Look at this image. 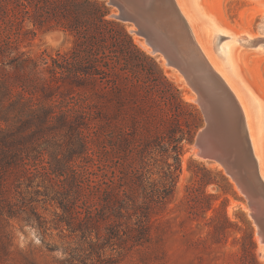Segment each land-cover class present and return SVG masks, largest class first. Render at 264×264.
Masks as SVG:
<instances>
[{"label": "trees", "instance_id": "trees-1", "mask_svg": "<svg viewBox=\"0 0 264 264\" xmlns=\"http://www.w3.org/2000/svg\"><path fill=\"white\" fill-rule=\"evenodd\" d=\"M109 13L105 0H0V264H14V220L45 229V199L61 209L62 232L85 239L100 264H120L122 250L153 241L159 208L174 194L175 180L159 186L147 166L159 152L178 163L172 170L167 161V176L181 171L200 112L195 123L171 120L194 106L159 67L148 90L129 79L141 51L122 24L129 46L107 44L117 23ZM27 22L71 33L73 47L33 55ZM107 247L119 254L104 258Z\"/></svg>", "mask_w": 264, "mask_h": 264}, {"label": "rangeland", "instance_id": "rangeland-1", "mask_svg": "<svg viewBox=\"0 0 264 264\" xmlns=\"http://www.w3.org/2000/svg\"><path fill=\"white\" fill-rule=\"evenodd\" d=\"M105 1L110 8L107 18L117 22L107 26V44L114 50L120 45H128L121 30L122 24L141 51L133 56V72H129V79H138L148 90L152 87L149 85V73L156 79L160 76L161 68L163 74L180 89L183 99L194 106L180 107L171 120L195 123L198 120L195 109L201 116L193 141L184 140L181 171L177 170L172 177L166 175L167 161L173 164L172 170L178 165L173 157L167 159L166 155L157 152L150 159L147 168L153 173L152 179L159 186L162 181L172 183L174 179V194L159 208L153 241L149 245L122 250L124 258L120 264H264V246L257 239V225L250 215L245 194L221 163L197 152L200 157L194 151L196 135L206 124L200 105L192 98L196 96L195 91L178 69L164 64L161 53L144 47V36L131 30L134 23L120 19L117 16L119 8L110 4L109 0ZM182 2L186 4V12L192 19L198 40L202 37V42L230 73L231 80L249 103L255 119L253 132L261 139L264 158V106L259 107V100L264 104V41L260 46H249L237 40V37L244 35L264 37V0ZM26 26L35 31V34L30 33L31 39L26 46L35 56H40L44 51L64 52L73 47L75 37L67 31L60 28L46 31L29 22ZM216 33L220 36L214 47ZM231 63L234 64L233 70ZM184 128H187L186 125ZM224 177L228 178L232 188ZM39 213L48 221L45 229L20 220L13 221L14 244L7 256L8 263L60 264L74 256L78 264H85V261L86 264H100L97 255L90 254L85 239L68 230L64 233L58 227L61 209L56 204L45 199V203L42 201L39 204ZM113 253L119 254L107 247L103 257L108 258Z\"/></svg>", "mask_w": 264, "mask_h": 264}, {"label": "water", "instance_id": "water-1", "mask_svg": "<svg viewBox=\"0 0 264 264\" xmlns=\"http://www.w3.org/2000/svg\"><path fill=\"white\" fill-rule=\"evenodd\" d=\"M109 3L117 6L119 10L125 9V13H120L121 15L119 18L134 23V25L138 27L140 33H150V31L146 29L147 22L153 28L152 30L155 31V34H159L167 40H169L168 37H172L175 45L174 49L181 52L184 56V61L189 65L191 72L194 74V79H192L197 81L201 80L195 75L194 68H199L197 65L204 61V57L200 54L201 51L198 47L191 26L179 8L176 0H152L150 8L147 9V11H140L138 6L126 9L121 0H109ZM166 15L170 16L168 17L169 19ZM172 27L174 28L173 32H175V34L172 33ZM181 33L185 36V39L183 38L185 42L180 38ZM156 40L159 41L160 38L157 37ZM187 48H194L195 53L192 50H189L188 52L186 50L184 51V49ZM168 51L165 53L171 64L175 67H179L181 72L188 76L189 71L185 70L181 61L173 60L170 55L171 52L168 53ZM200 71L205 70L200 69ZM201 78L204 79L206 83L198 84L195 81L193 82V85L196 86L198 91L206 95L207 99H211L210 101L213 104V109L218 113L217 117L221 113L223 117L222 119L227 123L223 124L222 119L216 118V122L211 124V128L216 131V137L207 139L199 132L196 135L194 144L201 143L200 149L202 148V150L200 151V155L205 158L215 159V156L211 154L222 153L220 157L223 159L222 161L225 165L228 166L231 175L237 179V183L241 186L247 199L248 207L256 209V213L253 215L258 221L257 232L264 240V179L259 174L258 161L253 150L245 115L236 110V98L234 93L214 69L211 68V71L207 69L204 75L202 73ZM190 85L191 84H189V86ZM219 106L222 107L223 111L219 110ZM234 111L236 113H234ZM229 114H231L230 118L225 116ZM232 117L238 122L236 125V128L238 127V129L234 127L235 123L232 124ZM204 118L206 120L205 114ZM236 134H238L237 136L241 139L242 145L237 144V136H234ZM202 137L203 139L201 142Z\"/></svg>", "mask_w": 264, "mask_h": 264}, {"label": "bare ground", "instance_id": "bare-ground-1", "mask_svg": "<svg viewBox=\"0 0 264 264\" xmlns=\"http://www.w3.org/2000/svg\"><path fill=\"white\" fill-rule=\"evenodd\" d=\"M121 1L124 3L126 9H131L132 7L134 8V6H138L140 8L139 9L140 11H147V9L150 8V4L152 2V0H121ZM176 1H177V4H178L179 8L182 11V13L184 14L185 18L189 22V24L191 26V29L193 31V34L195 36V39H196V41L198 43V47H199V49L201 51L200 54H202L203 57H204V61L203 62L199 63V65L196 64L197 67H199V68H194L195 69L194 70L195 75H197L201 79L200 81L193 80L194 79V74L191 72V68L189 67V65H187L186 62L184 61V56L181 54V52H179L177 49H174V46L175 45H174V42H173L172 37H168L169 40H167L166 38L161 37L159 34H155L154 33L155 31L152 30L153 28L147 22H146V24H147L146 29L149 30L152 35L150 33H144V32L143 33H140L138 27L135 26V25L131 27V30L134 31L137 35L139 34V35L144 36L145 42H142V44L144 45V47H146L150 51L157 52V53H161L163 55V58H164V61H165L164 62L165 65L170 66V67H175L168 60V57H167V54L166 53L169 50L168 53L171 52L170 55L173 58V60L181 61V63L184 66L185 70L186 71H189V74L187 76V75H184L181 72V70L179 69V67H175L176 69H178L181 72L182 75H184V78L186 79V82L188 84H191L193 86L192 87L190 85L192 87V89L195 91L196 96L195 97L193 96L192 98H193V100L195 102H197L200 105V107L204 111V114H205V117H206V120H205L206 121V124L204 125V127L199 132L202 133L203 134L202 136L203 137L205 136L207 139L208 138L212 139L211 137H216V131L213 128H211V124L216 122V118L222 119L223 117H222V114L221 113L217 117V114L218 113H216L215 110L213 109V104L210 101L211 99H207L206 95H204L200 91H198V89L196 88V86L193 85V82L196 81L198 84H201V83L204 84V83H206L204 81V79L201 78L202 77V73L204 75L205 74V71H207V69L209 71H211V68L214 69V71L216 73H218L222 77V79L224 80L225 84L234 93V96L236 98V107H235L236 110L239 111V112L244 113V115H245L246 122H247V125H248V128H249L250 139L252 141L253 150H254L255 156H256L257 161H258L259 174L264 179V170H263L264 158H263V151H262V146H261V139H260V137L258 136L257 133L255 134L253 132L252 125H253L255 119L253 118L254 116H253L252 109H251L249 103H247V101L245 100V98H244L241 90H239V88L236 86V84H234V82L231 80L230 73L226 70L225 67L221 66V64L219 63V61L217 60V58L214 55H212L211 51L209 50V47H207L204 44V42H202V40H201L202 37L200 38V40H201V42H202L203 45L200 43V40H198V38L196 36V33H195V31H194V29L192 27V23H191V20L192 19L189 17V14L186 12V10H187L186 9V6H185L186 4H184L182 2V0H176ZM124 10L125 9L119 10L120 12H119V14L117 16L119 17L122 13H125ZM166 17L168 18L170 16L169 15H166ZM125 21H127V20H125ZM173 29L174 28L172 27V33L175 34V32H173ZM218 36H220V34L219 33H216L215 37L213 38L214 47H216L215 44H216V39H217ZM157 37L160 38L159 41L156 40ZM180 38L182 39L183 42H185V40H184L185 39V36L182 33L180 34ZM237 40H241V43H243L244 45H249V46L250 45H256V46L259 45L260 46L261 45V41H264V37H262V36H256V37L248 36L247 37V35H244V36L237 37ZM182 44H186V43H182ZM163 50H165V51H163ZM185 50L187 52L189 50H192L195 53L194 48H187V49H184V51ZM190 54H191V52H190ZM170 55H169V57H170ZM200 69H203L205 71H200ZM231 69L232 70L234 69V64L233 63H231ZM253 100L254 101H257L256 98H253ZM259 101H260L259 107L263 108L262 106H264V104L262 103V100H259ZM218 108H219L220 111H223V109H222L221 106H219ZM234 113H236V112L234 111ZM225 116L230 118L231 117V114L225 115ZM222 123L223 124H226L227 122L222 119ZM233 123H235L234 127L236 128V125H237L238 122L235 120V118L232 117V124ZM236 129H238V127ZM250 130H251V132H250ZM237 135L238 134H236L234 136H237ZM200 137H201V135H200ZM203 137L201 138V142H202ZM241 142H242L241 139L237 136V144H241L242 145ZM200 144L201 143H195L196 146H194V151H195L196 154H198V153L200 154L201 153L200 151L202 150V148L200 149ZM221 154H218V153L216 154L215 153V154H211V155H214L215 156L214 157L215 160L218 161L219 163H221V165H223V167L225 168L227 174L229 176H231V178L235 181V183L237 184V186L239 187V189L242 191L241 186L237 183V179L235 177H233V175H231V172L229 171L228 166L225 165V163L222 161L223 159L220 157ZM249 209H250V215L253 217V220H254L255 224L257 225V229H258V221L255 218V216L253 215L254 213H256V209L255 208H250V207H249ZM256 233H257V239H258V241L260 242L261 245L264 246V240L262 239L261 235L257 232V230H256Z\"/></svg>", "mask_w": 264, "mask_h": 264}]
</instances>
